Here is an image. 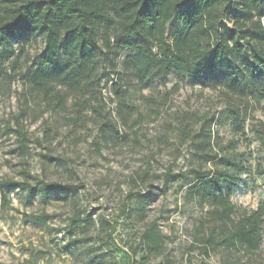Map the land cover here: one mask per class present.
Returning <instances> with one entry per match:
<instances>
[{"label": "rangeland", "instance_id": "obj_1", "mask_svg": "<svg viewBox=\"0 0 264 264\" xmlns=\"http://www.w3.org/2000/svg\"><path fill=\"white\" fill-rule=\"evenodd\" d=\"M42 49L37 32L0 44V181L74 189L0 191V264H264V225L254 254L188 250L195 228L213 225L212 191L194 194L195 171L212 178L237 164L230 202L264 214V98L173 72L143 85L127 50L100 47L93 89L54 85L59 106L24 76ZM153 225L158 254L142 240Z\"/></svg>", "mask_w": 264, "mask_h": 264}, {"label": "trees", "instance_id": "obj_2", "mask_svg": "<svg viewBox=\"0 0 264 264\" xmlns=\"http://www.w3.org/2000/svg\"><path fill=\"white\" fill-rule=\"evenodd\" d=\"M263 1L0 0V44L7 46L9 39L27 32H37L42 37L43 49L24 76L59 106L66 95L55 93L54 85L65 86L70 93L93 89L99 75L100 47L104 56L114 50H127L130 55L125 58V65L135 70L143 85L154 74L173 72L202 86L222 81L232 93L255 92L262 99ZM167 26L174 27L170 41L166 38ZM260 138L263 153L260 166L264 173V141ZM237 166L234 165L231 174L215 172L212 178L204 171H195L200 187L198 184L194 188V194L204 197L212 191L208 215L213 225L206 229L202 222L195 228L189 251L200 248L202 255L209 257L210 252L219 249L247 254L259 249L263 240L262 210L247 211L230 202L237 187ZM15 188L30 194L74 189L54 182L31 185L27 181H0L2 198L4 190ZM142 240L155 254L159 253L163 239L155 225L142 233Z\"/></svg>", "mask_w": 264, "mask_h": 264}]
</instances>
